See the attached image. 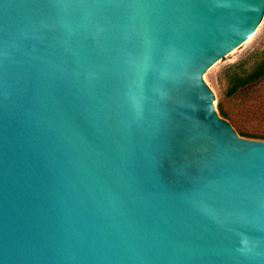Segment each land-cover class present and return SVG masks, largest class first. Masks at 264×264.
Masks as SVG:
<instances>
[{
    "label": "water",
    "instance_id": "obj_1",
    "mask_svg": "<svg viewBox=\"0 0 264 264\" xmlns=\"http://www.w3.org/2000/svg\"><path fill=\"white\" fill-rule=\"evenodd\" d=\"M264 0H0V264H264V141L208 83Z\"/></svg>",
    "mask_w": 264,
    "mask_h": 264
},
{
    "label": "rangeland",
    "instance_id": "obj_2",
    "mask_svg": "<svg viewBox=\"0 0 264 264\" xmlns=\"http://www.w3.org/2000/svg\"><path fill=\"white\" fill-rule=\"evenodd\" d=\"M263 57L264 32L261 39L208 83L222 108L223 114L219 112V115L226 119L241 137L259 141H264V78L257 84L228 96L227 72H246Z\"/></svg>",
    "mask_w": 264,
    "mask_h": 264
},
{
    "label": "trees",
    "instance_id": "obj_3",
    "mask_svg": "<svg viewBox=\"0 0 264 264\" xmlns=\"http://www.w3.org/2000/svg\"><path fill=\"white\" fill-rule=\"evenodd\" d=\"M230 71V70H229ZM228 90L227 95L231 96L242 88L252 86L260 82L264 78V57L257 61L250 70L242 72H227ZM220 114L222 115V108L218 105Z\"/></svg>",
    "mask_w": 264,
    "mask_h": 264
}]
</instances>
